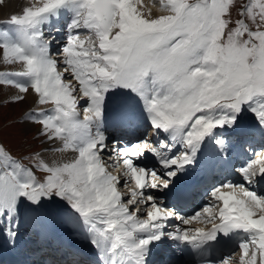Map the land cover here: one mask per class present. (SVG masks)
Instances as JSON below:
<instances>
[{"label": "snow or ice", "instance_id": "6c2138e0", "mask_svg": "<svg viewBox=\"0 0 264 264\" xmlns=\"http://www.w3.org/2000/svg\"><path fill=\"white\" fill-rule=\"evenodd\" d=\"M158 2L164 14L153 16L143 0H31L0 28L3 61L21 66L0 72V85L18 90L16 102L31 90L39 105L51 104L23 120L40 126L42 143L58 145L53 152L75 154L46 163L0 143L7 243L15 245L22 222L59 212L92 249L91 264H153L168 241L173 256L187 246L199 264H231L234 253H211L234 241L239 264H264V194L255 190L264 185V0ZM141 125L163 139L105 134ZM257 137L261 151L235 169L242 182L205 189L200 211L183 215L161 199L202 160H226L236 143ZM105 153L134 185L126 202ZM148 156L158 168L141 162ZM194 222L206 227H184Z\"/></svg>", "mask_w": 264, "mask_h": 264}, {"label": "bare ground", "instance_id": "6f19581e", "mask_svg": "<svg viewBox=\"0 0 264 264\" xmlns=\"http://www.w3.org/2000/svg\"><path fill=\"white\" fill-rule=\"evenodd\" d=\"M157 1L158 0H143V3L148 8L151 9V13L153 16L164 14L160 11L159 3ZM30 3H31V0H3V3H0V27H6L5 25L3 26L2 24H4L5 21L10 19V17L12 15L21 14L22 8L24 6H27ZM81 38L83 39V35L81 36ZM1 64L5 68V72L18 71V70H20V67H21L20 64H12V65L6 64L2 59V54H1ZM59 69L62 70V67ZM4 87H5L4 88L5 99H15V96L20 95L18 90L15 89L14 87L7 86V85H4ZM24 95H25L26 102H28L29 105H31V109H30L31 111H33V109H35L37 111H41V110H50V108H52L51 104L39 105L38 104V97L31 90H29V92L27 94H24ZM82 106H83V101H81V103L77 106L78 110L80 109L79 111L81 113V117H80L81 119H83V113H82L83 109L81 111ZM251 121H252V114L248 113L246 119L243 122L250 123ZM25 123L29 127L34 126L33 124L28 123L27 121H25ZM109 128L107 129L108 131H106V132H108V135L111 134L114 136H122L123 137L122 142L132 141L134 143L137 139H142L145 136H147L150 140H153V139L162 140V138H163L162 136L153 138L151 129L150 128L148 129V127H146L144 125H141L140 127L136 128V129L128 130V131H119V130L112 129L111 127H109ZM259 140L260 139L257 137L253 141H248V142L242 141V146L237 147L234 145V147L231 151L230 157L227 158L226 160H220V161H216L215 159H212L211 161L202 160L201 165H198V166H200L201 168H204V171L208 172L209 174L219 175V177H218L219 182L216 183L215 185L220 184V183L225 182V181H232L234 183H240L241 179H240L239 173L235 171V165L240 163V165L242 166L247 160L254 158L252 156L253 150H255L256 152L261 151L262 142L260 143ZM257 142H258L259 146H257L255 148V144ZM45 146H47V148L53 146V148H54L58 145H51V144L45 143ZM74 155L75 154H73L71 152L59 153V152L51 151L49 153L42 155V158L47 163H51L53 160L63 162L65 160H70V159L74 158ZM104 157H105L104 158L105 160L111 161L108 158V154L105 153ZM141 162L144 165H146L147 167H157V168L159 167L156 164L154 158L151 156H148L146 158H142ZM106 163L108 164V162H106ZM110 163H112V161ZM108 171L112 175L119 176L121 181L122 180L124 181L125 178L123 176L124 169H123L122 163L120 164L119 167H109ZM199 176H200V174L198 172H196L194 174L188 173L186 175H183L182 177H186L185 178L186 183L185 184L181 183L180 186L178 187V189H176V190L173 189V192H171V193L172 194L176 193L178 195L185 194L187 199L190 198L191 197L190 191L192 188V184L196 183L198 181ZM215 178H217V176ZM178 180H177V182H178ZM258 187H261L260 190L258 189ZM263 187H264V185L256 186L255 188L257 189V191H262ZM171 193H169V194H171ZM163 197H161L162 200L165 199V196H163ZM201 207L198 208V210L201 209ZM192 209H194L193 205L187 207L185 210H182L184 212L183 215H188L187 213H185V211H192ZM196 211L197 210H195V212ZM195 212H193V214ZM44 216H48V219L42 220V218ZM54 218L57 219V221L54 222L55 229H54L53 222H51V220H50V215H48V214L42 215V217L36 221L22 222L20 230L28 228L30 230L29 233L32 234V232H33L32 235H34L36 238L24 239V238H22V234L19 232V235L16 239L14 246L7 243L5 241V239L3 237H1L2 240L4 242H6L7 244L0 245V249H1L0 250V264L20 263L24 259V257H27V259L31 258L34 261L41 262L43 260V258L47 256V252H46L47 249H49V248L55 249V248H59L61 246H65V248H67V250H69L72 254H74L71 257V261H70L71 264H77L75 262V260L77 258L78 259L82 258L84 261H87L89 264H91V262L94 259L93 254H92V249L87 244V242L83 239V237L78 235L76 233V231L70 225H68L64 222L63 215H61L59 218H57V217H54ZM203 225L204 224L194 222L192 225H189V226H191L192 228H195V227H202ZM189 226H184V227H189ZM60 233H63V234H60ZM20 235H21L22 239H19ZM71 239H73V240L71 241ZM42 241H45L46 243H42ZM82 241H84L85 244L81 243ZM56 242H58V244ZM60 242H61V244H59ZM69 242H72L73 244L70 245ZM171 243H172L171 241H168L165 244L161 245L160 248L156 249L154 254H153L152 259L157 257L158 254L162 253V251H165L167 246L170 247ZM167 251H168V249H167ZM171 251H174V249L171 248ZM157 252H158V254H157ZM233 253H234V255H232L231 264H235V262L239 263L241 253H240L239 249L236 248V246L229 247L227 245L222 250V254L224 256H227V255H230ZM64 259H66V258L61 257V260H64ZM29 261H31V260H29ZM68 261L69 260H67V262ZM171 264H182V263L178 262L177 259H175L173 262H171ZM184 264H192V263L187 261Z\"/></svg>", "mask_w": 264, "mask_h": 264}, {"label": "rangeland", "instance_id": "374dc122", "mask_svg": "<svg viewBox=\"0 0 264 264\" xmlns=\"http://www.w3.org/2000/svg\"><path fill=\"white\" fill-rule=\"evenodd\" d=\"M234 2L236 5H239V4L243 3L244 0H234ZM232 15H233V19L235 20L236 19L235 8L233 9ZM2 25L3 26L5 25L7 27V25L5 23ZM0 28H2V27H0ZM82 35H84V34H82ZM0 72H5V68L1 64V54H0ZM4 88H5L4 85H0V143H3V145L11 151L12 155H14L17 158L28 157L30 153L34 154V153L38 152V153H40V159L43 160L42 155L51 152L52 151L51 149L53 148V146L47 148V146H45V143H42L44 138L40 137L38 135V129L40 127L39 125H34V126L29 127L25 123V121L23 120L25 114L28 113L29 111H31L30 110L31 105H29V103L26 102L25 99L22 102H16L15 99H5ZM82 107H81V111L83 109ZM33 111H37V110L33 109ZM82 113H83V111H82ZM242 124L246 126L248 124V122L242 121ZM105 134L108 135V132H106ZM118 137H120V136H118ZM109 144L111 145V140L109 141ZM235 146H237V147L242 146V142L236 143ZM105 162H108V164L107 163L106 164L109 165V167H111L110 166L112 164V163H110L111 161L105 160ZM23 163L28 167H32V161L30 158L24 159ZM240 166H241L240 163L236 164L235 169L239 168ZM36 175H37L38 179L42 180L46 174L43 172L37 171ZM118 187H119L120 191L124 194V200L126 202L128 199L129 187H134V185L130 183L128 186H125L124 181L122 180L121 184L118 185ZM260 188L261 187H258L259 190H260ZM256 191H257V189H256ZM201 192L204 193V190L202 189ZM258 192H260L261 194H264V187H263L262 191H258ZM141 207L143 209V206H141ZM199 210H201V209H199ZM199 210H197V211H199ZM43 215H45V214H43ZM61 215H62V213H59V212H56V213L50 215V220H51V222H53L54 229H55L54 222L57 221V219H55L54 217L59 218ZM190 215H191V213H190ZM141 218H144V216L141 215ZM46 219H48V216H44L42 218V220H46ZM189 227H191V226H189ZM29 231L30 230L28 228L20 230V233L22 234V238H24V239L36 238L34 235H32L33 232H32V234H30ZM60 234H63V233H60ZM22 238L20 235L19 239H22ZM72 240L73 239H71V241ZM56 243L58 244V242H56ZM69 243H70V245L73 244L72 242H69ZM81 243H84V241H82ZM4 244H7V243L4 242L2 240V238L0 237V245H4ZM59 244H61V242ZM172 252L173 251H171V250L162 251L161 257L158 258L159 260H154L155 264H170ZM164 255H166V256H164ZM235 264H239V263L235 262Z\"/></svg>", "mask_w": 264, "mask_h": 264}]
</instances>
